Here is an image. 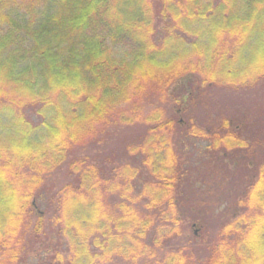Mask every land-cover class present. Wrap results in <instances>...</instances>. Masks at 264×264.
<instances>
[{
  "label": "trees",
  "instance_id": "16d2710c",
  "mask_svg": "<svg viewBox=\"0 0 264 264\" xmlns=\"http://www.w3.org/2000/svg\"><path fill=\"white\" fill-rule=\"evenodd\" d=\"M183 79H264V0H0V264H264V165L187 231L172 145L198 129L140 104Z\"/></svg>",
  "mask_w": 264,
  "mask_h": 264
},
{
  "label": "rangeland",
  "instance_id": "374dc122",
  "mask_svg": "<svg viewBox=\"0 0 264 264\" xmlns=\"http://www.w3.org/2000/svg\"><path fill=\"white\" fill-rule=\"evenodd\" d=\"M188 79L171 89L175 101L162 102L156 90H148L141 94L140 104L145 110L158 106L181 126L198 129L197 136L188 138L179 130L172 147L180 157V168L189 172L181 183L187 200L182 207L187 231L203 242L218 231L220 210L232 208L256 170L264 165V79L245 87L207 85L196 94ZM177 96L186 104L175 105L180 100ZM143 131L138 126L125 130L106 150L120 154ZM205 132L210 141L201 137ZM222 138H229V144ZM215 142L220 143L216 146Z\"/></svg>",
  "mask_w": 264,
  "mask_h": 264
}]
</instances>
